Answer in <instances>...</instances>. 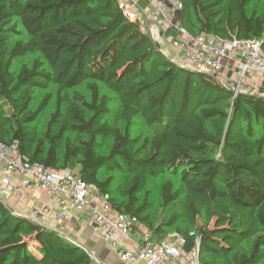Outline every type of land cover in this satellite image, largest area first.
Segmentation results:
<instances>
[{
  "label": "trees",
  "instance_id": "1",
  "mask_svg": "<svg viewBox=\"0 0 264 264\" xmlns=\"http://www.w3.org/2000/svg\"><path fill=\"white\" fill-rule=\"evenodd\" d=\"M179 1L190 34L258 39L264 51V1ZM136 119L150 134L134 132ZM0 142L75 171L154 241L183 236L201 264H264V97L171 61L118 0H0ZM0 264L102 263L0 199Z\"/></svg>",
  "mask_w": 264,
  "mask_h": 264
},
{
  "label": "built area",
  "instance_id": "2",
  "mask_svg": "<svg viewBox=\"0 0 264 264\" xmlns=\"http://www.w3.org/2000/svg\"><path fill=\"white\" fill-rule=\"evenodd\" d=\"M150 18L142 19L132 0H118L122 13L136 20L142 29L156 43L157 34L149 21L163 30L174 29L181 39L173 40L172 46L179 49L186 58L183 67L214 75L216 80L228 88L233 96L239 93L264 97V90L257 84L264 77V51L258 39H219L210 34H190L180 25L179 0H152ZM225 59L233 63L234 77L227 79L222 71ZM174 61V60H173ZM5 171L19 176L14 185ZM36 186L47 193V204L34 214V221L43 226H56L73 214L86 213L89 226L101 234L108 246L115 250L121 264H201L197 245L190 250L183 248L184 238L177 233L168 234L162 241L152 239L149 229L138 218L129 213L113 209L108 194L98 192L70 168L45 167L30 162L27 156L18 152L16 142H0V197L4 192L13 191L21 196L19 187ZM137 238L139 246L127 249L123 239Z\"/></svg>",
  "mask_w": 264,
  "mask_h": 264
},
{
  "label": "crops",
  "instance_id": "3",
  "mask_svg": "<svg viewBox=\"0 0 264 264\" xmlns=\"http://www.w3.org/2000/svg\"><path fill=\"white\" fill-rule=\"evenodd\" d=\"M132 2L136 3L137 14L142 19L147 20V18H150L149 16L153 10L152 0H132ZM149 23L154 28L155 32L160 35L159 40L156 42L160 52L171 61L174 60L173 62L177 64H185L187 60L182 55V52L172 46V41L181 39V35L174 29L163 30L151 20ZM233 69V63L225 59L222 64V71L227 79H232L234 77ZM257 84L261 90H264V77L258 79ZM4 174L11 178L16 186L19 176L12 171H5ZM19 188L21 190L20 197H16L13 191H9L4 192L0 199L15 213L34 220L35 212L47 204V193L36 186ZM87 219L88 216L86 213L73 214L70 219L63 220L60 224L50 227L58 230L61 235L86 248L91 256L98 262L102 264H121L116 251L108 246L99 232L94 231L89 226ZM139 242L140 241L134 237L123 239L122 246L127 249H135L139 246Z\"/></svg>",
  "mask_w": 264,
  "mask_h": 264
},
{
  "label": "rangeland",
  "instance_id": "4",
  "mask_svg": "<svg viewBox=\"0 0 264 264\" xmlns=\"http://www.w3.org/2000/svg\"><path fill=\"white\" fill-rule=\"evenodd\" d=\"M262 1H264V0H254L253 5L258 3V2H262ZM253 5H252V7H253ZM19 30H21V32H22L21 28H19ZM145 32H146V30H145ZM22 38H25V36H22ZM37 55L38 54H34V55H30V56H28L26 58L17 59L14 62L15 66L17 67L20 62H27V61L30 62ZM77 89L80 92H82L86 98H89V91H88V89L85 86H80ZM47 91H51L53 96H54V94H55V86L50 85L48 87V89H46V90H39V89L35 90V92L33 94V99H32V102H31L32 108H34L38 104L39 100H41L42 96ZM111 98H112V101H111L110 105L112 107H117L118 103H117L116 99L114 98V96H112ZM53 104H54V98H52L49 106L43 111L42 115L40 116L39 125H38V130L39 131L43 129L45 121L48 119L49 113L53 109ZM133 130H134V132H139L140 131L143 134H150L149 128L146 125H144V123L140 119H136L134 121ZM109 174H113L115 178H119V179H121L123 177L120 173H107V175H109ZM148 187L152 190V192H153L152 194L154 196L155 192H156V188H157V181H155V180L149 181ZM170 233H174V232H170ZM31 249L35 250V247L31 246Z\"/></svg>",
  "mask_w": 264,
  "mask_h": 264
},
{
  "label": "water",
  "instance_id": "5",
  "mask_svg": "<svg viewBox=\"0 0 264 264\" xmlns=\"http://www.w3.org/2000/svg\"><path fill=\"white\" fill-rule=\"evenodd\" d=\"M155 47H156V49H158L159 50V47L157 46V44L155 43ZM160 51V50H159ZM258 97V96H257ZM46 229H48V230H51V231H54V232H57V233H59L60 234V232L58 231V230H56V229H54V228H52V227H50V226H44Z\"/></svg>",
  "mask_w": 264,
  "mask_h": 264
}]
</instances>
